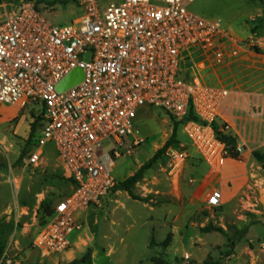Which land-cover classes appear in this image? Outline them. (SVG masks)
I'll list each match as a JSON object with an SVG mask.
<instances>
[{
  "label": "built area",
  "instance_id": "1",
  "mask_svg": "<svg viewBox=\"0 0 264 264\" xmlns=\"http://www.w3.org/2000/svg\"><path fill=\"white\" fill-rule=\"evenodd\" d=\"M193 1L80 0L81 14L66 22L34 0L0 11V102L43 108V135L33 150L28 142L22 162L39 165L42 146L52 141L72 178L32 238L43 257L70 248L69 233L83 225L76 214L114 190L115 159L136 142L133 120L145 105L182 121L206 164L205 202L221 205L222 189L210 185L232 156L214 121L230 90L207 81L203 71L230 61L248 43L229 33L221 17L195 12ZM76 66L84 69L82 80L58 90ZM173 155L180 164L187 153Z\"/></svg>",
  "mask_w": 264,
  "mask_h": 264
},
{
  "label": "rangeland",
  "instance_id": "2",
  "mask_svg": "<svg viewBox=\"0 0 264 264\" xmlns=\"http://www.w3.org/2000/svg\"><path fill=\"white\" fill-rule=\"evenodd\" d=\"M18 1L0 0V11ZM34 1L53 7L56 22L82 12L80 0ZM190 8L221 17L229 33L248 43L230 61L203 71L207 81L230 90L214 125L244 142L238 158L226 159L221 181L210 185L223 183L218 186L221 205L208 206L206 197L192 199L199 173L187 165L198 152L173 117L145 105L133 120L136 142L115 159V177L120 181L135 173L166 142L174 124L176 141L143 171L133 195L112 190L76 214L83 225L68 235L73 254L65 250L43 257L32 245L40 202L55 203L66 194L69 173L52 141L42 146L39 165H24L26 141L41 106L0 102V239L16 253L9 252L11 264H72L73 259H79L77 264H207L205 259L208 264H255L263 257L264 164L253 152L264 150V0H196ZM42 135L39 121L27 148L35 149L32 142ZM175 150L187 153L180 164L173 163ZM30 251L34 256H26Z\"/></svg>",
  "mask_w": 264,
  "mask_h": 264
},
{
  "label": "trees",
  "instance_id": "3",
  "mask_svg": "<svg viewBox=\"0 0 264 264\" xmlns=\"http://www.w3.org/2000/svg\"><path fill=\"white\" fill-rule=\"evenodd\" d=\"M160 108H162V107H160ZM163 110L166 112L165 109H163ZM190 115L192 117H195L198 119V117L191 110H190ZM42 117H43V108H41L40 113L37 116H34V120H33V123L31 125V129H30V135H29V138L26 142H30L29 139L33 135V132L36 128V124H37V122L41 121ZM171 117H173V116H171ZM173 119L176 121L177 125H178V123H179V125H181V123H182L181 120H178L174 117H173ZM214 126L216 128L217 134L226 142L230 156H232L234 158L239 156V150H237L238 138L236 137V135H233L229 132L227 133V132H225V130L216 127V125H214ZM176 130H177V126H176V124H174L173 129H172V133L169 136V138L166 140V142L161 147L157 148L156 151L141 165V167L135 173H133L132 175H129L128 177H126L123 180H120V181L118 180L114 190L124 189L133 195L134 194L133 193V187L135 186L136 182L142 177L143 171L145 169L151 167L153 162L167 151V148L171 145V143L176 141ZM253 155H254V158H256V160L263 162V164H264V150L254 151ZM67 177L69 178L70 181L72 180V178L69 175ZM40 204L41 205H40L39 210H41V213H40L39 223L43 224L46 221L47 217L49 215H51L53 212V203L44 199L43 201H41ZM209 229H211V228H209V227L204 228V230H209ZM170 238H171V233H168L167 240H169ZM3 251H4V245L0 242V257L3 254ZM2 262H3V264L6 263L5 260H2ZM77 262H79V259H77V260L73 259L71 263L77 264ZM204 263L208 264L207 259L204 260Z\"/></svg>",
  "mask_w": 264,
  "mask_h": 264
},
{
  "label": "crops",
  "instance_id": "4",
  "mask_svg": "<svg viewBox=\"0 0 264 264\" xmlns=\"http://www.w3.org/2000/svg\"><path fill=\"white\" fill-rule=\"evenodd\" d=\"M194 1H196V0H194ZM193 1V2H194ZM208 2H210V0H207ZM230 97V96H229ZM233 101H234V99H233ZM230 102V101H229ZM233 102L231 101V104H232ZM239 144L241 145H244V142L242 141V140H240L239 141ZM228 158H230V157H228ZM227 158V159H228ZM189 164L187 165V167H192L193 169H194V171L196 172V173H199V175H198V177H197V182L196 183H198V185L195 187H193L194 189V195H193V197H192V199L193 200H195V201H197V202H200L204 197H207V195H208V193H209V188L207 189L206 187H205V184H203L202 182H201V179H202V175H203V173H204V171H205V169H206V164H205V162L202 160V158H201V156H200V154H199V152H198V154H196L195 153V155L194 156H192V157H189ZM226 161V160H225ZM225 163L226 162H224V165H223V168H224V166H225ZM223 168H222V172H221V177H220V181H221V178L223 177ZM198 180H199V182H198ZM68 183H69V181H68ZM195 183V182H194ZM219 185H221L222 187L224 186L223 185V183H220L219 182ZM220 186V187H221ZM221 187V188H222ZM205 189L207 190V191H205ZM192 190V191H193ZM224 190V189H223ZM69 191H70V183H69ZM68 191V192H69ZM68 192L66 193V194H68ZM223 193V192H222ZM66 194H63L62 196H64V195H66ZM224 194H225V192H224ZM228 194V193H227ZM61 196V197H62ZM226 196V195H225ZM206 199V198H205ZM222 202H223V197H222ZM41 203V202H40ZM54 204V203H53ZM10 208V207H9ZM11 209V208H10ZM12 212V211H11ZM9 216H11V215H9ZM15 226H16V224H15ZM36 232V231H35ZM0 242H1V239H0ZM2 243V242H1ZM3 244V243H2ZM260 244H264V241H262V242H260ZM70 249H72L71 247L70 248H68L66 251L67 252H70L71 254H73L74 253V250H73V252H71V251H69ZM37 249L35 248H33V251H36ZM264 250V249H263ZM33 251L31 252H29V253H25L26 254V256H28V257H30V256H34V253H33ZM9 252H11L12 254H16V253H14L13 252V248L11 247V245H8V246H6V247H4V251H3V254H2V256L4 255V257H5V261L8 263V264H11V256L12 255H10L9 254ZM38 252V251H37ZM70 253H67V256H68V258H69V254ZM0 257V264H3L2 263V260H4L3 259V257ZM58 260V258L57 259H55L54 261H57ZM42 262H43V260H42ZM253 262H255V264H264V255H263V257L261 256V257H258V259L257 260H254Z\"/></svg>",
  "mask_w": 264,
  "mask_h": 264
},
{
  "label": "water",
  "instance_id": "5",
  "mask_svg": "<svg viewBox=\"0 0 264 264\" xmlns=\"http://www.w3.org/2000/svg\"><path fill=\"white\" fill-rule=\"evenodd\" d=\"M84 76V69L81 66L73 67L56 85L58 90L66 89L79 81Z\"/></svg>",
  "mask_w": 264,
  "mask_h": 264
}]
</instances>
